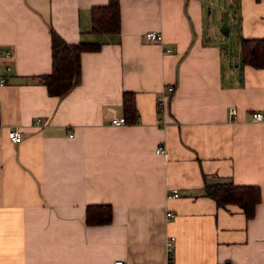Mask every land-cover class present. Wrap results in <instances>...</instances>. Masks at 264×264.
Returning a JSON list of instances; mask_svg holds the SVG:
<instances>
[{"label":"crops","instance_id":"crops-1","mask_svg":"<svg viewBox=\"0 0 264 264\" xmlns=\"http://www.w3.org/2000/svg\"><path fill=\"white\" fill-rule=\"evenodd\" d=\"M107 3L0 0V264H166L169 236L173 264H264V63L240 52L264 37V0H118V31L93 30ZM51 29L100 42L62 97L33 80L51 71ZM124 91L136 120L114 125ZM220 180L259 187L251 217L204 194ZM89 204H110V222L87 224Z\"/></svg>","mask_w":264,"mask_h":264},{"label":"trees","instance_id":"trees-1","mask_svg":"<svg viewBox=\"0 0 264 264\" xmlns=\"http://www.w3.org/2000/svg\"><path fill=\"white\" fill-rule=\"evenodd\" d=\"M93 30L117 32L119 28L118 0H108L103 6L92 8ZM51 37V71L33 77L35 82L45 85L48 94L62 97L80 81V54L82 51H93L100 47V42L79 41L66 42L53 29ZM241 61L254 67L264 63V37L240 39ZM123 117L126 122L136 120L133 93L124 91L122 94ZM204 194L213 198L218 206L235 204L241 208L247 218L254 213L255 204L260 199L257 185L235 184L230 180L207 183L203 187ZM110 204H89L85 210V222L89 225L104 224L111 220Z\"/></svg>","mask_w":264,"mask_h":264},{"label":"built area","instance_id":"built-area-1","mask_svg":"<svg viewBox=\"0 0 264 264\" xmlns=\"http://www.w3.org/2000/svg\"><path fill=\"white\" fill-rule=\"evenodd\" d=\"M145 36L151 40V41H158L160 39V35L159 33H157L156 31L153 30H149L145 32ZM5 55H9V51H5L4 52ZM3 78L0 79V82H3ZM174 87L172 85H167L165 87V91L161 93L159 100L161 101L162 98H168L169 94L173 91ZM228 113L231 117L234 118L235 113H236V109L235 107L231 106L228 109ZM252 116L255 119H261L263 117V114L261 112H253ZM40 120V117L36 118V121L38 122ZM125 119L123 116L120 117H113L111 119V123L114 125H118L120 123H124ZM21 133L20 130L15 127V126H10L7 129V138L13 142L16 143L19 139H20ZM164 151V147L162 145L157 146L156 148V152H163ZM168 197H176L179 196L178 190L177 189H173L172 192L167 194ZM174 213H172L171 211H167V217H173ZM174 236H169L167 241H166V251H167V256H166V264H173V248H174ZM113 264H127L123 259L119 258V259H115Z\"/></svg>","mask_w":264,"mask_h":264},{"label":"rangeland","instance_id":"rangeland-1","mask_svg":"<svg viewBox=\"0 0 264 264\" xmlns=\"http://www.w3.org/2000/svg\"><path fill=\"white\" fill-rule=\"evenodd\" d=\"M209 8H206V13L208 14ZM219 16V20H218V27H217V31L220 33V34H223L224 31L221 30V27L223 28H230V33L228 35H223V37L227 38L230 36V35H233L231 34V26L229 25V21H228V14H227V10L225 11H219V12H216L215 9H212V13H211V16H215L217 15ZM227 43H228V47H226L227 49V52H229V54L231 55H234V50H233V46H232V41H228L227 40Z\"/></svg>","mask_w":264,"mask_h":264},{"label":"water","instance_id":"water-1","mask_svg":"<svg viewBox=\"0 0 264 264\" xmlns=\"http://www.w3.org/2000/svg\"><path fill=\"white\" fill-rule=\"evenodd\" d=\"M222 30V29H221Z\"/></svg>","mask_w":264,"mask_h":264}]
</instances>
